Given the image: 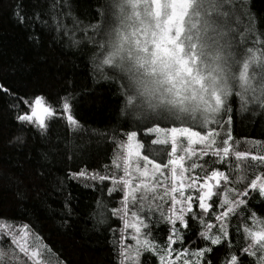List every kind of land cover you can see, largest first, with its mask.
Here are the masks:
<instances>
[{"label":"snow or ice","instance_id":"snow-or-ice-1","mask_svg":"<svg viewBox=\"0 0 264 264\" xmlns=\"http://www.w3.org/2000/svg\"><path fill=\"white\" fill-rule=\"evenodd\" d=\"M93 10L95 22L84 23L69 0H50L43 14L27 18L33 31L39 26L55 31L56 39L63 36L67 48L82 52L91 46L93 84L115 85L123 98L121 115L133 118L109 134L116 146L111 173L105 165L103 175L86 168L68 174L76 181L110 182L109 196L122 193L119 207L107 214V204L97 201L105 211L93 214L92 230L103 225L112 233L108 243L115 264H141L145 254L158 264H213L214 247L228 248L224 264H242V257L264 264V219L249 207V201L264 204V154L236 150L240 141L232 134L234 113H264V32L255 34L250 0H97ZM13 16L25 23L19 6ZM29 39L39 42L35 35ZM0 93L16 101L9 104L14 118L41 135L55 119L80 130L71 114L73 93L61 98L59 109L42 94L20 95L3 83ZM125 127L137 130L125 132ZM115 133L124 139L117 140ZM9 143L22 145L24 137ZM17 197L23 200L25 194ZM244 213L252 226H233L231 220L243 219ZM65 214L72 215L67 200ZM109 216L122 226L111 227ZM60 224L71 227L67 220ZM162 225L168 235L161 243L152 230ZM195 226L202 229L197 235L205 246L190 249L184 245ZM241 232L246 244L237 255L232 238ZM129 237L134 243L125 242ZM40 239L28 224L17 227L0 219V264H44L41 249L48 246Z\"/></svg>","mask_w":264,"mask_h":264},{"label":"trees","instance_id":"trees-1","mask_svg":"<svg viewBox=\"0 0 264 264\" xmlns=\"http://www.w3.org/2000/svg\"><path fill=\"white\" fill-rule=\"evenodd\" d=\"M250 2L256 15L255 34H259L264 32V0ZM49 3L50 0H0V83L20 95L42 94L57 109L62 103L61 98L73 93L76 99L71 102V114L78 121L80 130L72 131L65 119H55L50 122L47 133L41 135L38 129L25 127L14 118L17 113L9 104L16 101L0 93V219L13 222L17 227L25 223L31 227L34 235L41 238L40 243L48 246L47 250L41 249L44 264H115V253L108 243L113 235L103 225H96L98 231L92 230L93 214L105 211L97 207V201L101 205L107 204L106 214L119 207L122 193L114 192L109 196L110 182L101 185L99 182L76 181L69 179L68 174L86 168L103 175L105 165L111 173V157L116 146L109 134L125 119L133 118L121 115L123 98L117 94L115 85L93 84L88 61V55L94 51L91 46L84 47L82 52L76 51L64 46L63 36L56 39L55 31L39 26L33 31L28 26L27 18L36 12L43 14ZM69 4L74 15L84 23L95 22L92 18L96 15L93 9L97 7V0H69ZM17 6L25 17L24 24L18 23L13 16ZM42 18L45 17L42 15ZM65 22L71 24V20ZM243 28L242 24L241 30ZM32 35L38 36L39 42L30 40ZM251 37L252 34H248V47H252ZM232 107L235 110L236 104ZM255 111L256 115L251 114L252 110L234 113L232 134L240 141L236 150L264 154V113L259 109ZM130 130L137 129H123L125 132ZM114 135L117 140L124 139L118 133ZM14 136H23L24 143L10 144ZM253 141L261 143L254 145ZM42 154L47 155V160ZM38 172H43L44 176L38 177ZM85 183L92 186L85 187ZM238 187L242 189L243 185ZM17 192H23L25 198L19 199ZM250 195L259 201L255 193ZM66 200L72 210L71 217L65 214ZM249 207L264 219V204L249 201ZM109 219L111 227L122 226L116 218L109 216ZM61 220H67L71 227H61ZM231 224L252 226L247 213L243 219L233 218ZM200 230L199 226L193 228L186 237L185 247L205 246L198 239ZM152 231L153 237L161 243L168 235L167 227L163 225L158 231L155 228ZM118 236L117 233V239ZM125 242L134 243L130 237ZM232 244V251L240 255L238 249L246 244L244 234L233 236ZM227 258V247H214L209 257L213 264H224ZM241 260L242 264H251L246 257ZM146 262L158 264L156 258H149L148 254L141 257V264Z\"/></svg>","mask_w":264,"mask_h":264},{"label":"rangeland","instance_id":"rangeland-1","mask_svg":"<svg viewBox=\"0 0 264 264\" xmlns=\"http://www.w3.org/2000/svg\"><path fill=\"white\" fill-rule=\"evenodd\" d=\"M163 126H166V125H163Z\"/></svg>","mask_w":264,"mask_h":264}]
</instances>
